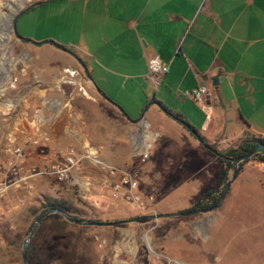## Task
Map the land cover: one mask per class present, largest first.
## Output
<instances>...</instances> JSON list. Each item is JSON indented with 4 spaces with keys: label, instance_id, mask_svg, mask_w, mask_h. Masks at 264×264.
<instances>
[{
    "label": "crops",
    "instance_id": "crops-1",
    "mask_svg": "<svg viewBox=\"0 0 264 264\" xmlns=\"http://www.w3.org/2000/svg\"><path fill=\"white\" fill-rule=\"evenodd\" d=\"M77 1L80 7H54L48 30L45 28L47 34L36 40L28 39L49 40L74 53L84 63L96 87L128 119L83 79L69 55L48 45L34 47L51 48L46 55L58 64L56 69L47 70L32 59L30 66L42 77L47 90L52 88L46 95L58 96L55 91L62 79L66 81L63 90L69 107L57 116L52 114L47 129L49 145L38 149L41 151L34 149L26 167L40 168L44 163L56 162L60 152L70 146L79 151L87 146L96 148L101 161L108 156L120 163L115 157L128 145L135 125L145 120L156 135V142L157 125L167 132L171 131L169 123L179 126L186 135L175 132L177 138L197 161L192 170L199 167L200 171L217 163L219 173L221 163L217 158L154 104L139 119L143 108L152 102L158 103L166 113L179 115L206 144L217 149L234 147L245 136L264 137V0ZM151 55L166 64L156 87L147 76L146 59ZM212 77H216V86L211 84ZM198 84L209 93L205 110L182 95ZM41 95L37 92L36 99ZM100 104L107 112L113 109L117 114L108 113L107 119L89 110ZM84 166L86 173L93 170L88 163ZM53 180L56 179L38 178L34 187L49 188ZM243 185L251 188L249 203L255 204L259 224L264 225V164L253 158L244 161L226 190L222 202L227 221L232 219L234 198ZM96 189L102 195L95 198L99 208L91 209L92 213L104 220L132 217L125 203L110 200L101 187ZM247 211L250 213V206ZM239 213L246 217L248 214L246 210ZM225 234L228 246L243 244L235 239L243 234H250V241L256 244L261 241L264 244V230L252 228ZM256 252L264 254V247Z\"/></svg>",
    "mask_w": 264,
    "mask_h": 264
},
{
    "label": "rangeland",
    "instance_id": "rangeland-1",
    "mask_svg": "<svg viewBox=\"0 0 264 264\" xmlns=\"http://www.w3.org/2000/svg\"><path fill=\"white\" fill-rule=\"evenodd\" d=\"M54 7L63 9L80 5L77 0H52L35 6L17 18V34L33 40L47 34L45 28L48 30L51 23L50 11ZM22 47L38 65L45 66L47 70L58 67L46 55L48 51H52L51 48H34L30 45ZM35 66L38 67L36 64ZM90 93L94 97L93 92ZM100 105H94L96 107L89 110L96 111L107 119L110 115L117 114L113 109L111 113L107 112L103 104ZM169 126V132L161 125L156 126L159 139L154 142L153 149L144 162L130 155L129 143L115 157L120 163L113 162L114 157H102L105 163L119 167L131 175L136 183V193L147 208L145 215L178 213L188 209L198 198L213 189L218 179L217 163L200 171L199 167L192 170L197 163L196 158L175 134L186 135L185 132L173 123H169ZM220 165L222 169L223 165ZM184 168L187 170H182ZM90 174L95 176L93 170ZM34 182L30 190L23 192L21 201H17L14 193L0 205V264H22V241L28 235L34 220L41 214L40 206L46 200L73 209L72 215L77 218L104 221V218L90 211L99 208V205L92 204V201L98 203L95 198L102 195L96 188L79 190L69 179L66 182L53 180L49 188L37 189ZM250 193L251 188L247 185L238 189L232 205L235 206L232 219L228 221L223 202L220 208L210 212L162 218L145 224L127 223L119 225L117 229L79 226L68 222L61 224L60 221L64 220L61 216L50 214L47 219L41 220L26 244L32 246L26 257V264H112L113 259L117 264H166L167 260H173L176 264H264V254L256 252L257 248L262 250L264 244L262 241L259 244L250 241V234L235 237L243 244L238 242L225 245L226 232L247 231L252 228L264 230V225H260L258 221L260 215L254 211L255 204L249 203ZM107 196L109 198L108 193ZM249 206L250 213L247 211ZM126 208L132 217L139 216L127 206ZM244 210L248 213L247 217L239 213Z\"/></svg>",
    "mask_w": 264,
    "mask_h": 264
},
{
    "label": "built area",
    "instance_id": "built-area-1",
    "mask_svg": "<svg viewBox=\"0 0 264 264\" xmlns=\"http://www.w3.org/2000/svg\"><path fill=\"white\" fill-rule=\"evenodd\" d=\"M33 1L0 0V205L14 193L17 201H21L23 192L30 190L36 179L53 177L59 182L71 179V184L83 191L101 187L107 191L110 200H121L136 215H145L147 208L136 193V183L131 175L101 161L96 148L87 146L79 151L70 146L60 152L56 162L44 163L40 168L26 167L27 158L34 149L49 145L47 129L52 114L57 116L69 107L68 96L63 90L66 81L60 77L62 84L55 91L58 96L46 95L52 88L47 90L42 77L31 68V58L23 45L13 36V19ZM146 68L148 78L156 87L166 64L151 55L146 59ZM37 92L42 93L38 99ZM182 95L205 110L204 102L209 93L202 84ZM155 140L156 135L150 131L148 123L140 120L129 137L130 155L144 162ZM84 163L98 173L97 180L85 172ZM92 204L97 206V201ZM112 264L117 261L113 259ZM166 264L176 263L167 260Z\"/></svg>",
    "mask_w": 264,
    "mask_h": 264
},
{
    "label": "water",
    "instance_id": "water-1",
    "mask_svg": "<svg viewBox=\"0 0 264 264\" xmlns=\"http://www.w3.org/2000/svg\"><path fill=\"white\" fill-rule=\"evenodd\" d=\"M51 0H36L34 2H32L30 5H28V7H26L23 11H21L14 19L12 22V31H13V36L14 38L19 41L22 45H30L33 47H40L42 45H48L60 52H63L67 55H69L76 63L77 67L80 70V73L83 77V79H85L87 82H89L95 92L102 97L103 99H105L106 101L110 102L111 101L104 96V94L96 87V85L93 83L90 75L88 74V71L84 65V63L72 52H70L69 50L65 49L64 47L49 41V40H45L42 42H34L28 38H24L21 37L17 34L16 29H15V23L17 18L22 15L23 13L27 12L28 10L32 9L35 6L44 4L46 2H49ZM216 77H212L211 81H213L212 86H216ZM215 81V83H214ZM113 104V103H111ZM154 104L159 111L166 113V110L164 108H162L158 103H148L142 110L141 116L139 119H141L142 114L146 111V109L150 106ZM113 106L121 113L123 114L125 119H128L127 116L122 112V110L120 109V107H118L116 104H113ZM170 118H173V116H170ZM136 122V121H133ZM183 126V128L204 148L206 149L210 154H212L214 157L218 158L219 160L222 161H228L230 162V176L228 178V180L224 183L218 202L216 203L215 206L206 209V210H193V211H188V212H178V213H169V214H151V215H141V216H136L133 217L131 219H127L124 221H115V222H100V223H96V222H82L80 220H76V219H72L70 217H68L65 213H63L62 211L56 209V208H51L48 210H45L44 212H42L33 222L32 227L28 233V235L26 236V238L22 241L21 244V249H20V257H21V261L22 264H26V253H25V249H26V244L28 243V241L30 240V238L32 237V235L34 234L38 224L41 222L42 219H44L46 216L50 215V214H57L59 216H61L66 222L70 223V224H75V225H79V226H93V227H115V226H119L122 224H127V223H135V224H145L147 222L150 221H154V220H158V219H162V218H169V217H177V216H189V215H194V214H198V213H206V212H210L213 210L218 209V207L221 205L224 195L226 193V190L229 186V184L232 182V180L234 179V173H235V169L237 167V165L243 161H246L250 158H252L254 155L256 154H260V155H264V144L262 143H257L248 153L238 156L236 158H227L225 156H222L221 154H218L216 152V150L210 148L208 145L204 144V142L202 140H200V138L198 137V135L192 130L190 129V127L186 124H181Z\"/></svg>",
    "mask_w": 264,
    "mask_h": 264
},
{
    "label": "trees",
    "instance_id": "trees-1",
    "mask_svg": "<svg viewBox=\"0 0 264 264\" xmlns=\"http://www.w3.org/2000/svg\"><path fill=\"white\" fill-rule=\"evenodd\" d=\"M167 115L169 117L173 116L174 120L180 124H182V123L186 124L181 120L179 115H171L170 113H167ZM198 137L200 138V140L203 141V139L199 135H198ZM257 143L264 144V137L263 138H254L252 136H245L234 147H227L225 149H217L215 145L206 144L204 142V144H206L210 148L216 150V152L218 154H221L222 156H225L227 158H236L238 156L244 155V154L248 153ZM252 158L264 164V155L256 154ZM217 160L223 165V168L218 173V179L216 181L215 187L213 189L209 190L204 196L198 198L192 204L191 207H189L188 209H185L181 212H188V211H193V210H206V209H209V208L216 205V203L218 202L222 187H223L224 183L229 178L228 170H230V162L222 161V160H219L218 158H217ZM243 163H244V161L237 165V167L235 169L234 177L238 174L240 166ZM51 208H56V209L62 211L63 213H65L68 217H70L72 219L80 220L82 222H89V221L96 222V223L115 222V221H124L127 219H131L133 217H136V216H133V217L125 218V219H114V220H110V221H108V220L101 221L99 219H82V218H77V217L72 215L74 213L73 209H70L69 207H66L61 203H56V202H52V201H48V200H46L44 203H42V205L40 206L39 213H42L45 210H48ZM48 217L49 216L44 218L43 221L45 219H47ZM60 222H61V224H67V222L64 220H61ZM31 247H32L31 244L26 245V249H25L26 257H28L29 253L31 252Z\"/></svg>",
    "mask_w": 264,
    "mask_h": 264
}]
</instances>
